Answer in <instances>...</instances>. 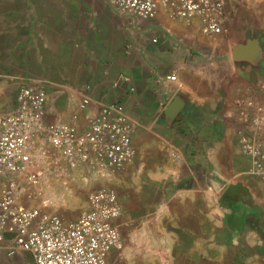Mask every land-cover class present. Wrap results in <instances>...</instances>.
<instances>
[{
    "label": "crops",
    "instance_id": "crops-1",
    "mask_svg": "<svg viewBox=\"0 0 264 264\" xmlns=\"http://www.w3.org/2000/svg\"><path fill=\"white\" fill-rule=\"evenodd\" d=\"M223 4L209 36L200 17L163 8L125 30L112 7L94 19L57 0H0V76L45 84L48 122L84 131L122 103L134 125L123 168L61 158L43 186L73 221L93 190L117 192L122 249L108 264H264V180L240 145L261 122L264 140V0Z\"/></svg>",
    "mask_w": 264,
    "mask_h": 264
},
{
    "label": "built area",
    "instance_id": "built-area-1",
    "mask_svg": "<svg viewBox=\"0 0 264 264\" xmlns=\"http://www.w3.org/2000/svg\"><path fill=\"white\" fill-rule=\"evenodd\" d=\"M110 1L136 19H154L163 8L172 18L200 17L209 36L223 32V0ZM152 42L157 44L160 38ZM169 79L175 81L176 76ZM89 104L86 98L81 108ZM124 111L122 103L103 105L80 131L74 124L47 121L48 90L41 81L29 79L20 87L13 109L0 115V253L29 255L34 264H108L110 253L122 249L118 220L123 208L113 188L93 190L87 208L73 221L52 212L43 186L47 166H57L61 158L91 160L115 169L130 162L135 129ZM262 129L261 122L254 135L240 139V145L254 175L264 180ZM25 196L42 200L28 205L21 199Z\"/></svg>",
    "mask_w": 264,
    "mask_h": 264
},
{
    "label": "rangeland",
    "instance_id": "rangeland-1",
    "mask_svg": "<svg viewBox=\"0 0 264 264\" xmlns=\"http://www.w3.org/2000/svg\"><path fill=\"white\" fill-rule=\"evenodd\" d=\"M86 1H88L87 6ZM57 2H61L63 4H67V7L70 9L71 12L76 13L80 12L79 9L88 7V12L90 15L94 14V19H98V17L103 16L102 11H104L106 8L112 7L115 11L117 10L112 2L110 0H57ZM83 4V5H82ZM86 4V5H85ZM118 11V10H117ZM116 11V12H117ZM119 12V11H118ZM121 13V12H119ZM121 28H125V30H128L127 28H132L133 26L138 27V24H140L142 21L140 19H125L126 14L121 13ZM91 15V16H92ZM124 16V17H123ZM126 22V26H125ZM130 36V35H129ZM29 79L25 81H19L16 78H9L5 76H0V115L6 114L10 112L14 107V100L16 97L17 92L19 91L20 87L28 82ZM57 156V154H56ZM47 167H51V165H48ZM49 171V170H48ZM47 171V176L49 175V172ZM46 176V177H47ZM46 180V179H45ZM44 180V184H45ZM46 196V194H44ZM87 196V195H86ZM51 199L52 206L56 207L53 203V198L50 196H46ZM24 202H26L28 205H36L39 204L42 200L41 197H22L21 198ZM85 199V197H82V200ZM87 199V197H86ZM85 204L78 205L76 207L73 206L71 209L72 211L76 209L78 212V215L81 214V211L83 210ZM75 213L70 212L69 216L72 217ZM77 214V213H76ZM0 264H34L32 261V258L29 255L20 254L16 255L15 257H9L3 253H0Z\"/></svg>",
    "mask_w": 264,
    "mask_h": 264
},
{
    "label": "bare ground",
    "instance_id": "bare-ground-1",
    "mask_svg": "<svg viewBox=\"0 0 264 264\" xmlns=\"http://www.w3.org/2000/svg\"><path fill=\"white\" fill-rule=\"evenodd\" d=\"M55 193V192H54Z\"/></svg>",
    "mask_w": 264,
    "mask_h": 264
}]
</instances>
